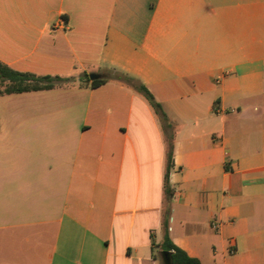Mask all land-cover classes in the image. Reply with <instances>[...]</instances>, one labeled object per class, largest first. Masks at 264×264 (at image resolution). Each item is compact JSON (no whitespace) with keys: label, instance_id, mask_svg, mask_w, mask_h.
I'll return each instance as SVG.
<instances>
[{"label":"crops","instance_id":"crops-1","mask_svg":"<svg viewBox=\"0 0 264 264\" xmlns=\"http://www.w3.org/2000/svg\"><path fill=\"white\" fill-rule=\"evenodd\" d=\"M0 62L69 79L0 94V264H162L166 213L200 264H264V0H0Z\"/></svg>","mask_w":264,"mask_h":264},{"label":"trees","instance_id":"trees-1","mask_svg":"<svg viewBox=\"0 0 264 264\" xmlns=\"http://www.w3.org/2000/svg\"><path fill=\"white\" fill-rule=\"evenodd\" d=\"M84 78L87 80L89 79V76L85 74ZM112 78L133 87L136 91L141 93L153 108V111L159 117L160 121L166 122L168 126H171L169 119L162 110L160 104L154 99L151 92L141 82L118 71L113 72ZM67 80L69 79L60 76L34 75L26 72H20L0 62V94L50 88L57 82ZM106 80L107 78L93 79L91 80V84L93 86H97ZM167 139L168 145L166 151V166L163 179V193L166 200L169 199L171 193L168 183V172L171 166L172 135H167ZM162 229L163 233L161 240L158 243H155L154 240L151 242L153 248L156 247L158 251H169L171 264H200L197 258L189 256L183 249L176 246L170 239L167 230V213L165 214L162 221Z\"/></svg>","mask_w":264,"mask_h":264},{"label":"water","instance_id":"water-1","mask_svg":"<svg viewBox=\"0 0 264 264\" xmlns=\"http://www.w3.org/2000/svg\"><path fill=\"white\" fill-rule=\"evenodd\" d=\"M89 77L91 79H94L97 77V75L95 73H90L89 74ZM159 255L161 257V260H162V264H171L170 262V253L169 251H166V250H161L159 251Z\"/></svg>","mask_w":264,"mask_h":264},{"label":"rangeland","instance_id":"rangeland-1","mask_svg":"<svg viewBox=\"0 0 264 264\" xmlns=\"http://www.w3.org/2000/svg\"><path fill=\"white\" fill-rule=\"evenodd\" d=\"M154 249H155V251H154L153 255H155V257H157L158 259H160V258H159V255H158L157 248H156V247H154Z\"/></svg>","mask_w":264,"mask_h":264}]
</instances>
